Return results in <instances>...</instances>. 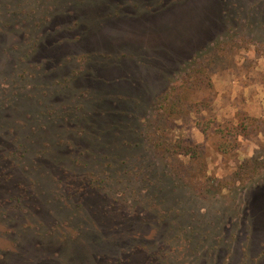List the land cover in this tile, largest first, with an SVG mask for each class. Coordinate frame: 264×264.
Here are the masks:
<instances>
[{"label":"rangeland","instance_id":"obj_1","mask_svg":"<svg viewBox=\"0 0 264 264\" xmlns=\"http://www.w3.org/2000/svg\"><path fill=\"white\" fill-rule=\"evenodd\" d=\"M250 161L264 0H0V264H264Z\"/></svg>","mask_w":264,"mask_h":264},{"label":"trees","instance_id":"obj_2","mask_svg":"<svg viewBox=\"0 0 264 264\" xmlns=\"http://www.w3.org/2000/svg\"><path fill=\"white\" fill-rule=\"evenodd\" d=\"M194 81H195L194 84L196 86L194 88H196L197 90L200 89L203 86L204 81H203V79L200 76L196 77ZM259 124H258V120L255 121V122L251 121L249 123L250 128L251 127H254L255 129H260ZM196 148H197V146H194V147L191 148V147L185 146L183 144V146H180L179 147V152L178 153H181L182 155H187V154H189V155H195L196 154V152H195ZM247 164L248 165L244 166L246 168L244 171H247L246 173H248V172L250 173V171H254V170L255 171H258L259 169H262V167H264V164L263 163L260 162L259 164H257L256 161H250ZM248 167H249V170H247Z\"/></svg>","mask_w":264,"mask_h":264}]
</instances>
